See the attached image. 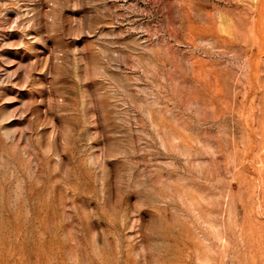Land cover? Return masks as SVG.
I'll use <instances>...</instances> for the list:
<instances>
[{"label": "rangeland", "instance_id": "374dc122", "mask_svg": "<svg viewBox=\"0 0 264 264\" xmlns=\"http://www.w3.org/2000/svg\"><path fill=\"white\" fill-rule=\"evenodd\" d=\"M0 264H264V0H0Z\"/></svg>", "mask_w": 264, "mask_h": 264}]
</instances>
